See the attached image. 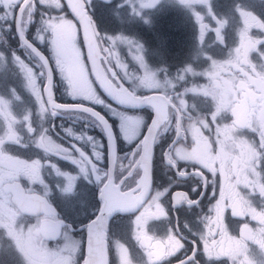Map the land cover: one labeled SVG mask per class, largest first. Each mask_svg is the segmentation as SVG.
<instances>
[{"label": "snow or ice", "instance_id": "snow-or-ice-1", "mask_svg": "<svg viewBox=\"0 0 264 264\" xmlns=\"http://www.w3.org/2000/svg\"><path fill=\"white\" fill-rule=\"evenodd\" d=\"M90 0H79L73 3L68 0V6L73 13L85 25V42L89 48V59L93 64V72L100 87L107 96L115 101L117 105L124 107L150 106L155 113L151 123L146 126L147 134L141 139L136 135V130L140 127L141 121L130 117H123L121 130L125 132L124 139L132 142L138 141V146L128 158L127 176L116 182L112 174V168L105 172H101L96 163L80 149L76 144L71 146L78 153V158L73 156L69 148L53 142L47 134V130L42 131L38 136L34 134V128L31 126L29 117L25 116L26 131L30 136L34 137V146L43 152L45 157L56 156L62 160H66L74 165L78 172L85 180L90 183L97 184L95 199L98 201L96 211L93 217L84 223L83 231L86 233V256H82L83 264H109L108 251L109 245L115 241V247L120 253V264H136L137 254H134L120 240H112L108 234L110 222L122 214L133 213L135 219L132 220L134 225V239L140 249L144 250L147 255L148 264H155L156 261L164 259L167 256L175 255L176 252L184 248L182 243L183 237L168 231L165 239H156L150 235L148 226L150 221L166 219L168 211L161 203L167 190L157 191L154 196H150L151 190V161L154 156V148L157 138L161 133H167L171 129L173 121L169 118V108L174 109L175 114V138L169 149L164 154L165 163L172 169L179 178H187L192 176L196 178L200 186L207 188L209 178L206 176L204 169L212 174L211 183L215 186L214 179L219 173L220 189L219 199L209 209V212L215 213L214 216L205 217L204 227L207 229L206 234H202L201 239L204 240V252L209 260L213 255L217 258L220 256H228L233 264H239V258L246 244L244 241L254 238L253 230L245 223L241 229V238L237 240L227 234V230L223 222V213L225 208H231L233 217H243L250 215L253 220H257L261 228L257 230L261 236H264V209L257 211L253 207L250 200L242 195L238 189L243 186L255 193L258 190L259 195L264 198V183L261 182L262 176L259 170L260 164L264 161V39H258L252 34L253 29H258L264 33V20L259 18L254 12L247 10L240 5L235 7V12L239 18V27L236 33L238 42L229 50L228 58L222 62L208 57L211 60V67L199 73L210 82L216 78V72L226 66L229 69H235L241 75L251 81L253 102L250 104L249 112L241 118L239 114H230L220 112L219 108L213 107L208 114L211 117V123L216 124L215 143L217 148L213 151L212 143L208 137L204 136L201 129L211 130L210 124L206 116H194L191 113L192 105L187 99L179 98V105L173 103L172 97L167 93L166 89L170 86L175 88V84L165 79L163 84L156 74L151 72L144 63L143 57H138L140 67L144 69V75L138 77V84H135L131 90L125 88L122 84L118 87L108 79L106 75L101 74L97 68V61L100 59V52L111 53V49H101L99 43V35L95 30L91 17L87 12V5ZM186 7H191L190 0H182ZM0 4L7 11L0 15V21L6 22L11 18L17 27V35L22 46L29 50V54L35 58V67L40 69L37 74L33 67H30L25 60L13 53V59L19 66L20 71L24 73L26 85L35 96L39 104V111L43 114H49L53 117L65 112H78L86 114L106 133L108 147L111 155V164L115 166L117 161L116 150L114 147V137L110 124L104 115L96 111L92 107L76 104L72 106L57 103L53 97V69L49 67V60L45 55L33 44L27 37V28L34 23L36 11V0H0ZM39 4L54 6L56 9L62 7L60 0H39ZM207 14L215 20L216 26L212 29L215 33V42L223 47H227L224 30L227 27L226 19L218 18L214 15L210 6V0H202ZM18 10L19 16L16 15ZM197 20L201 21L200 42H204V29L208 25L204 24L203 17L197 16ZM42 29H40L35 37L39 44L46 41L45 33H49L47 42L51 47L52 57L55 60L56 69L59 70L62 78L67 82L68 95L73 99H83L93 104L107 107L109 111H113V106L101 99L92 87L91 81L88 80L84 70L83 62L80 60L79 49L76 47L75 25L72 21L65 19L63 16H51L48 19L42 18ZM91 29V35L89 30ZM111 40L112 38L109 37ZM128 43H132L128 41ZM141 50V46H137ZM256 54L259 63L253 62L252 54ZM3 59V54H0ZM107 61V57H105ZM73 66L79 68V76H74L72 72ZM111 71V69H109ZM183 73H197L191 67L186 68ZM113 77L116 73H112ZM44 78L46 85L41 89L37 84V80ZM178 80H184L183 74H178ZM137 87L148 88L152 90H161V94L157 95H137ZM185 93H191L194 96H202L210 100L205 86L201 88L185 89ZM45 96L47 97L45 99ZM183 94H181V97ZM211 101V100H210ZM0 105L5 110L0 113L3 116L6 130L3 137H0V159L5 161H13L22 168H0V189H3L4 183H7V190L11 193V203L14 208L9 209L6 213L0 212V223H5V227H0V241H7L8 247L15 252L19 258L20 264H26L25 256L18 247V229L25 228L29 232V246L40 252L45 257V264H77L76 253L80 251L79 244L65 243L63 247L50 249L45 247L41 235L44 239L54 240L58 237L67 239L65 233L70 231L71 226L66 225L63 220L58 217L56 210L48 202V185L42 175L45 168L55 173L57 177L65 179V186L62 191L65 194H73L76 175L62 172L57 165L49 159H19L16 156L9 155L6 145L25 146L23 137L18 132L15 125L19 123L17 118L8 110V101L0 98ZM216 113H220L217 115ZM187 114L188 127L182 126V119ZM114 115H119V111H115ZM231 117L230 123H220L226 116ZM221 129H227L226 137L221 136ZM241 129L250 130L259 137L258 145L254 141L238 136L237 133ZM67 134L73 136L71 129H67ZM184 133L191 134V144L181 146V141L187 139ZM76 141H87L92 149V157L96 161H102V145L90 136L75 135ZM181 162H184L182 167ZM187 165H200L199 169L192 172L187 171ZM120 170H125V165L121 161ZM139 170L140 177L134 188H125V180L132 176L133 172ZM7 173V176H4ZM25 177L31 184H39L43 191L36 192L32 188H24L20 184V178ZM195 191V188L193 189ZM215 195V190L213 189ZM172 204L174 207L187 204L189 207L198 205V200L190 199L187 193L176 192L172 196ZM31 215L35 217V223H25L23 219H19L20 214ZM43 217V225L39 224L40 218ZM219 235L220 239H210ZM155 250V251H154ZM264 251V248L261 249ZM180 264H201L200 256L195 252L187 255L186 258L180 260Z\"/></svg>", "mask_w": 264, "mask_h": 264}, {"label": "flooded vegetation", "instance_id": "flooded-vegetation-1", "mask_svg": "<svg viewBox=\"0 0 264 264\" xmlns=\"http://www.w3.org/2000/svg\"><path fill=\"white\" fill-rule=\"evenodd\" d=\"M111 0L110 2L105 0H100L103 4L108 6L102 9V15L106 17L105 24L109 26V30H114L119 37H122L123 43L131 41L129 45H124V54L117 60L114 53H106L102 51L103 58L102 63L107 73L110 81L119 86L118 81L127 87L129 90L133 88L132 84L124 78L131 77L134 79L133 83L138 84V77L144 75V69L133 71L129 68L128 61L130 60V55L134 56V59L138 57H143L146 60L153 61L154 65L150 66L155 69H149L151 72L155 73L157 78L161 80L162 84L165 79L171 81L175 84V88L168 87L166 89L167 93L172 97L173 103L179 105V98L187 99L189 104L193 107L191 108V113L194 116H206L210 124L211 130L201 129L204 136L208 137L212 143L213 151L216 150L217 145L215 143V129L216 124L211 123V117L208 115L213 107L219 108L220 112H227L230 114H239L241 118H244L248 112L250 104L253 102V92L251 81L243 77L240 72L235 69H229L227 66L216 72V78L211 80L202 75L201 72L207 71L211 67V60L208 57H212L217 61H224L228 58L229 50L238 42V37L236 35L239 27V18L235 12V7L240 5L241 7L254 12L259 18L264 20V0H210V6L214 15L221 19H226L228 21L227 27L224 30V36L227 47H223L215 42V33L210 29L216 26L215 20L210 18L207 14L206 8L201 5H194L188 7L191 9L189 12H185L184 6L179 2V0H162L157 7L152 8V11L157 8H163L165 12V19L163 26H158L160 31H164V47L158 46V39L156 35V25L155 22H147L146 25H139L136 23L137 17L134 16L133 12L137 8L132 7L131 4L136 2V0ZM174 4H172V2ZM63 2V1H62ZM64 4V3H63ZM66 6V5H65ZM3 6L0 4V15L4 13ZM67 9V7H66ZM114 9L117 12H114ZM147 9V8H146ZM143 10V11H146ZM184 12H180V10ZM87 11L89 16L92 17L96 23V27L99 31V46L101 49L109 48L110 45L107 40L103 37L105 35L104 30H102L101 24L96 21L94 14L91 11V4L87 5ZM150 11V10H149ZM148 11V12H149ZM151 11V12H152ZM38 12V6L36 2V13ZM68 12V10H67ZM18 10L16 11V15ZM68 15L71 17L70 13ZM197 16L203 17V23L208 25V28L204 29L205 37L204 42L201 43L199 36L201 31V21L197 20ZM155 17V16H154ZM74 20V18L72 17ZM75 21V20H74ZM76 23V21H75ZM78 25V23H76ZM41 26V25H39ZM79 28V25H78ZM38 24L35 22L31 24V27L27 29L26 35L28 39L35 44L38 49L45 55L49 60V67L53 69V97L57 103L62 105H76L83 104L87 107H92L109 121L112 130H114L116 142H117V161L115 166L110 165V154L108 151V142L106 138V133H104L103 142L104 148L102 149L103 159L102 161H96L92 155L86 154L94 163L97 164L101 172H105L112 168V174L116 182L127 176V163L128 158L135 151L138 146V141L127 142L124 139L125 132H120L118 130L117 121H120L125 116H130L141 121L140 127L136 130V135L143 138V135L147 134L146 126L151 123L152 118H154L153 109L150 106H139V107H127L122 108L116 103H113L107 96H105L99 89L98 85L95 83L93 73L90 71L89 62L87 61V54L84 48V42L81 35V28L78 29V41L81 46L83 61L88 67V73L90 74V79H92L95 91L101 99H104L107 103L113 106V111H119V115L113 118L107 112V107H102L97 104H93L88 100L77 99L73 100L69 95L67 96L63 88L58 87V75L56 74V66L53 63L51 54L46 48L40 45L35 37L38 33ZM111 32V33H112ZM252 34L258 39H264V33L260 32L258 29H253ZM123 45V44H122ZM141 46V50H138L137 46ZM264 50V45L261 46ZM13 53L21 57L25 62L33 67V70L38 74L40 69L35 67L37 63L35 58L29 54V50L22 46L21 41L17 35V30L15 24L11 20H7L5 25L0 21V54H3V59H0V98L8 101V110L17 118L19 123L15 125L18 132L23 137V144L25 146L16 145H6V150L9 151V155L18 157L19 159L33 160V159H49L53 161L57 167L64 173L71 175L77 174L80 181L75 183L74 193L65 194L61 190V186H65V179L63 177H57L55 173L51 172L50 169L45 168L42 175L48 185V202L56 210L58 217L64 221L66 225H70L71 236L80 240V254L76 255L77 264L82 256H86V233L83 231L84 223L87 222L90 217H93L96 211V206L98 201L95 199V194L97 191V184L90 183L81 176L76 168L75 171L71 170L70 162L62 160L56 156L45 157L42 151L34 146V137L30 136L26 131L24 117L28 116V123L34 128L35 136H38L42 131L47 130V134L53 140V142L69 148L72 155L78 158V153L74 149H71L67 134V129L72 125L79 126L82 123V117L79 119L74 118L78 112H65L59 114L55 117L49 114H41L39 111V104L35 99V96L28 89L26 85V80L24 73L20 71L19 66L13 59ZM107 57V63L105 61ZM251 58L253 62L259 63L256 58V54L253 53ZM117 60V61H116ZM123 71H121V68ZM191 67L196 75L192 73H183V71ZM116 73L113 77L112 73ZM178 74H183L185 76L184 80H178ZM37 84L43 89L46 85L44 78L37 80ZM205 86L206 91L210 97L206 99L202 96H194L191 93H185V89L191 88H201ZM161 90H152L143 87H137V95H157L161 94ZM181 94L183 96L181 97ZM47 97L45 96V99ZM5 110L3 105H0V113ZM169 118L173 121L171 129L167 133H161L157 138L154 148V156L151 161V190L149 192L150 196H154L157 191L167 190V193L161 197V203L168 211V216L166 219L153 220L150 221L148 226V231L150 235L156 237V239H165L169 230L178 236H182V243L184 248L176 252L175 255L167 256L164 259L158 260L155 264H180V260L186 258L192 252H195L200 256L201 264H233L232 260L228 256H220L217 258L215 254L212 259L209 260L207 254L204 252V240L201 239L202 234L207 233L205 225V217L214 216L215 213L209 212V209L216 203L219 199V189H220V176L214 178L216 180L215 186L211 183L212 174L204 169L206 176L209 178V184L207 188L200 186L199 181L188 176L185 178H179L176 173L169 168L165 163L164 154L169 149V146L173 143L175 138V114L174 109L169 108ZM219 115L220 113H216ZM84 116L86 114H83ZM79 116V115H78ZM87 116V115H86ZM93 120V119H92ZM231 117L226 116L224 120L219 121L220 123H230ZM182 126L187 128V114L182 119ZM102 129V128H101ZM6 130V125L3 116L0 115V137H3ZM99 135L100 132L98 131ZM187 137L186 140L181 141V146L191 144V134L184 133ZM227 129H221V136L226 137ZM238 136L247 138L250 141H254L257 145L259 143V137L256 133L251 132L247 129H241ZM83 137V136H82ZM88 144L84 142H76L80 149L83 150L80 145ZM84 151V150H83ZM88 151L91 153V147H88ZM123 161L125 165V170H120V163ZM183 167L184 162H181ZM22 168V165L13 162L5 161L0 159V168L10 169V168ZM75 167V166H74ZM200 165H196L195 168L191 165H187V171L192 172L199 169ZM259 170L261 171L262 180L264 183V161L261 162ZM139 170L133 172L132 176H129L122 187L134 188L140 177ZM7 176V173H4ZM20 184L24 188H32L36 192L43 191V188L39 184H31L27 178L21 177ZM7 183H4L3 189H0V212L6 213L9 209L14 208L15 205L11 203L10 196L11 193L7 190ZM195 188V191L193 190ZM213 189L215 190V195L213 194ZM238 191L244 196H246L253 207L257 208V211L264 209V198H262L258 190L253 193L250 189H246L241 186ZM176 192L187 193L188 197L193 200H198L199 204L189 207L187 204L174 207L172 204V196ZM61 195V197L66 196H82L81 201L86 204L79 209L74 215L66 213L68 209L63 210L55 202V197ZM64 202V201H63ZM67 204L66 202H64ZM82 210H90L85 217L79 216ZM23 219L27 224L35 223L34 216L23 215L22 213L18 217ZM135 219L133 213L122 214L115 217L109 224L108 234L112 240H120L126 247H128L134 254H137L136 264H148L147 255L144 253L143 249L139 248L134 237V225L132 220ZM43 217L40 218L39 224L41 225ZM223 222L227 230V234L230 237H234L237 240L241 238L240 232L245 223L248 227L253 230V233H257V230L262 227L257 220H253L250 215L243 217H233L231 215V208H225L223 213ZM6 223V219H5ZM5 223H0V227H5ZM68 233V232H67ZM67 233L65 236L67 237ZM40 239L48 244L54 243L56 247H63L65 239L58 237L57 239L48 241L44 239L41 235ZM210 239L219 240V235L212 237ZM244 243L247 245L249 251L248 256L252 264H264V251L259 249V246L253 243L251 240H246ZM1 247L3 244L1 243ZM155 251V250H154ZM109 264H120V253L115 247V241L109 245L108 251ZM9 257L6 258V262L9 264ZM83 264V261H82Z\"/></svg>", "mask_w": 264, "mask_h": 264}, {"label": "rangeland", "instance_id": "rangeland-1", "mask_svg": "<svg viewBox=\"0 0 264 264\" xmlns=\"http://www.w3.org/2000/svg\"><path fill=\"white\" fill-rule=\"evenodd\" d=\"M105 1L110 2L111 0H105ZM36 2H37V6H38V12L36 13V16L34 13V16H35L34 22H35V25L38 24V30L42 29V27H43V25H42V18L43 17H44V19H48L51 16H55V17L63 16V17H65V19L72 21V23L75 25L76 47L79 49L80 60L83 62L84 70L87 74L88 80L91 81L92 87L94 88L92 79H90V74L88 73V67L86 66L85 62L83 61L81 46H80V43L77 39L78 29H79L78 25L75 23V21L72 19V17H70L68 15L66 6L63 4L62 0H60L61 5H62V7L60 9H56L54 6L41 5V4H39V0H36ZM122 2H124V0ZM161 2H162V0H159L158 3H156V0H136V2L134 1V3H132L131 6L137 7L133 12L134 16L137 17L136 23H138L139 25H146L147 22H150V21L152 22V20L154 22L155 21L154 16L158 15V12L163 13V15H165V12L163 11L162 7L154 9V11H152V8L157 7V5L160 4ZM90 4H91L92 14H94L96 21L99 23V25L101 24L102 30H104V32H105V35H103V37L109 43V45H110L109 49L112 50L111 53H114L115 54L114 56H116L117 60H119V58L121 56H123V54H124V49H123L124 45H129V43L128 42L123 43L124 39L122 37H119L117 33L112 32V31H114L113 29L109 30L110 29L109 26H107L105 24L106 17L102 15V9L104 7L108 8V6H106L105 4L100 2V0H90ZM172 4H174V2H172ZM3 8H4V6H3ZM145 9H146V11H143ZM3 11L5 12V11H7V9L4 8ZM189 11H191L190 8H189V10H188V7H187V10L185 8V12H189ZM0 12H2V10H0ZM114 12H117V11L114 9ZM180 12H184V11L181 9ZM1 22H3V21H1ZM3 25H5V22H3ZM39 25H41V26H39ZM30 27H31V25L27 29H29ZM49 35H50L49 33H45L46 41H45V43L40 44V45L44 46L46 48V50H48L50 52L51 57H52L51 47L47 42V38L49 37ZM109 37H111L112 39L110 40ZM164 41L165 40L162 39V37H161L159 39V43H158V46L162 47L163 49H165V47L163 45ZM52 59H53V63L55 64V60L53 57H52ZM143 60H144V63L146 64L148 69H155L154 67L150 66V64L154 65L153 61H151V60L148 61L144 58H143ZM128 64H129V68H131L133 71H135L137 69L138 70L141 69L139 59L135 60L133 55H130V60L128 61ZM120 68H121V71H123L122 67H120ZM72 72H73L74 76H79V68L78 67L73 66ZM56 74L58 75V87H60V89L63 88V90H65V92L68 96L67 82L62 78L58 69H56ZM124 79H125V81L127 80L129 83H131L132 86L135 85L133 83L134 79H132L131 77H126ZM107 112L113 118H116L117 115H114V111H109V109L107 108ZM78 115L74 116V118L79 119L82 117V119H81L82 123L79 126L72 125L70 128H68V129H71V131L73 133V136H69V138H68L70 146L76 142L81 143V141L75 140V135H80V136L87 135V136L92 137L95 141L99 142L102 145V149H103L104 148V142H103L104 133H103L101 127L95 122V120H92L88 116H86V115L84 116L83 114H78ZM117 124H118V130H120V132H122V130H121L122 119H120V121H117ZM98 131L100 132V135H99ZM85 142L88 143L87 141H85ZM127 142H129V141H127ZM132 142H134V141H132ZM80 147H82L83 150L87 154L92 155L88 151V147H90L89 144L82 143V145H80ZM70 167H71L72 171H75L76 167H74V165H72L71 163H70ZM74 175H76L78 177L77 174H74ZM77 180L79 182L80 178H77ZM63 187H64V185L61 186V190L63 189ZM82 198L83 197L79 196V195L78 196L74 195V196H70V197H66V196L61 197V195H58L54 199H55V202H57V204L60 206L61 209H63V210L68 209V211L66 213H68L70 215H74V213H76L79 209H81L86 204V201L85 202L81 201ZM63 201L66 202L67 204H65ZM79 213H80L79 216L85 217L88 213H90V210H88V211L82 210ZM17 231H18V235H19L18 247L20 248L21 253L25 256L26 264H45V257L40 252L34 250L33 248H31L29 246V232H28V230L21 227V229H18ZM1 243L3 244V247H1ZM65 243H74V244H79V246H81L80 240L71 236L70 231H68V233H67V239L65 240L64 244ZM43 244L45 245V247H49L50 249H53V250L57 248L54 245V243L48 244L46 242H43ZM80 250H81V248H80ZM77 254H80V251H78L76 253V255ZM8 257L10 259L9 264H20L19 258L16 256L15 252L12 251V249L8 247V242L6 240L0 241V264H8L6 262V258H8ZM79 264H82V259L79 260Z\"/></svg>", "mask_w": 264, "mask_h": 264}, {"label": "water", "instance_id": "water-1", "mask_svg": "<svg viewBox=\"0 0 264 264\" xmlns=\"http://www.w3.org/2000/svg\"><path fill=\"white\" fill-rule=\"evenodd\" d=\"M63 1V3H64V5H66V7H67V10H68V12L70 13V15H71V17H73L74 18V20L76 21V23H78V25H79V28H81V35H82V39H83V42H84V48H85V51H86V54H87V61L89 62V67H90V71H91V73H93V76H94V80H95V83L98 85V87H99V89H100V91L105 95V96H107V94L104 92V90L100 87V84H99V82L97 81V79H96V74L93 72V64H92V61L89 59V48H88V44L85 42V25L84 24H82L81 23V20L75 15V13H73L72 12V10L69 8V6H68V0H62ZM72 2L73 3H77V2H79V0H72ZM87 10V9H86ZM88 12V11H87ZM17 16H19V12L17 13ZM91 17V16H90ZM91 20H92V23H93V25L95 26V30H96V32L98 33V35H99V31H98V28L96 27V23L94 22V20L92 19V17H91ZM15 28H16V30H17V27H16V25H15ZM89 35H91V29L89 30ZM98 42V41H97ZM99 43V42H98ZM102 58H103V54H102V51L100 52V59L97 61V68H98V70L101 72V74H103V75H106L107 77H108V75H107V73L105 72V69H104V66H103V63H102ZM106 61V60H105ZM106 63H107V61H106ZM108 64V63H107ZM111 73H113L112 72V70L110 71ZM108 79H109V77H108ZM110 80V79H109ZM113 84V83H112ZM118 84L119 85H121V83L118 81ZM115 85V84H114ZM123 85V84H122ZM124 86V85H123ZM125 87V86H124ZM125 88H127V87H125ZM108 97V96H107ZM109 98V97H108ZM110 99V98H109ZM111 100V99H110ZM113 103H115V101H113V100H111ZM117 105V104H116ZM72 106V105H71ZM118 106H120V105H118ZM145 106H147V105H145ZM121 107V106H120ZM125 108H127V107H125ZM97 111V110H96ZM154 118H155V113H154V116H153ZM108 121V120H107ZM108 123H109V121H108ZM110 124V123H109ZM110 127H111V125H110ZM111 130H112V127H111ZM112 132H113V137H114V147H115V150H116V156H117V142H116V138H115V134H114V130H112ZM108 142V141H107ZM108 151H109V154H110V150H109V147H108ZM110 165H112L111 164V155H110ZM113 170V169H112ZM43 225V221H42V223H41V226ZM48 241H51V240H48ZM109 259V258H108Z\"/></svg>", "mask_w": 264, "mask_h": 264}, {"label": "clouds", "instance_id": "clouds-1", "mask_svg": "<svg viewBox=\"0 0 264 264\" xmlns=\"http://www.w3.org/2000/svg\"><path fill=\"white\" fill-rule=\"evenodd\" d=\"M159 0H156V3H158ZM181 4L182 0H179ZM202 0H190L191 6L201 4ZM184 5V4H183ZM185 6V5H184ZM262 116H264V113H262ZM251 241L259 246V249L264 248V236H261L259 232L254 233V238L251 239ZM248 247L245 246L243 252L241 253V258H239V264H252L251 260L248 256Z\"/></svg>", "mask_w": 264, "mask_h": 264}, {"label": "trees", "instance_id": "trees-1", "mask_svg": "<svg viewBox=\"0 0 264 264\" xmlns=\"http://www.w3.org/2000/svg\"><path fill=\"white\" fill-rule=\"evenodd\" d=\"M155 25H156V35L155 36H157V39H158V41H157V43H159V39L162 37V39H164V31H160V29L158 28V26H163V22H164V19H165V17H164V15H163V13H160V12H158V15H156L155 17ZM162 43V42H161Z\"/></svg>", "mask_w": 264, "mask_h": 264}]
</instances>
